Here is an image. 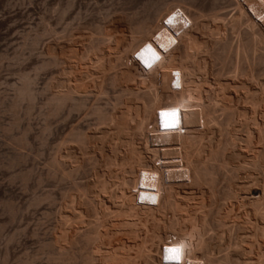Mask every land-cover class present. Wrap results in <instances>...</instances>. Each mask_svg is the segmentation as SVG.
<instances>
[{
    "label": "bare ground",
    "instance_id": "obj_1",
    "mask_svg": "<svg viewBox=\"0 0 264 264\" xmlns=\"http://www.w3.org/2000/svg\"><path fill=\"white\" fill-rule=\"evenodd\" d=\"M214 1L207 14L197 0L160 1L136 18L112 9L99 11L95 19L84 22L85 26L78 22L73 27V64L64 65L59 57L41 61L43 67L60 63L64 65L61 71L73 74L72 86L62 76L66 73L56 76L54 85L60 89L54 88L45 99L44 116H55L65 108L67 112L84 111L90 116L92 124H73L72 141L77 147L91 148L96 153L91 158L94 165L107 170L97 184L89 181L90 188L82 191L73 179V187L78 190L72 198L73 236L69 230H58L55 241L65 245L57 254L61 260L54 257V261L70 264L71 258L81 257L84 264H161L166 255L163 246L164 250L179 249L182 257L180 243H188L196 253L190 255V264H232L233 256L229 253L215 258L203 257L198 251L202 246L212 251L218 242L216 238L204 237L210 229L205 220L208 210L198 209L208 206L218 194L220 177L222 181L227 176V186L221 194L224 199L248 204L264 220V169L259 170L264 166V147L256 146L264 141V87H260L264 83L259 79L264 75V66H260L264 64V54L255 52L257 47H264V0ZM217 4L231 9L216 12ZM49 31L46 28L44 33ZM233 34L240 57L250 60L246 65H234L244 77L238 82L213 77L214 66L228 59ZM155 37L163 39L162 45L170 49L152 53L143 48ZM173 42L176 43L172 46ZM64 44L70 43H58L60 52ZM157 56L165 61L150 70L140 65ZM219 70L215 73L219 74ZM237 87L244 88L246 93L241 107L231 109L229 102L234 98L241 100L232 92ZM50 88L46 85L45 90ZM34 90L33 79L23 78L19 86L15 85L13 107L25 99L33 101ZM183 99L189 101L181 102L189 111L184 132L166 140L157 133L158 110L163 105H178ZM30 103L27 101L32 107L33 102ZM217 110L224 111L223 117L216 114ZM45 129L49 133V124ZM239 156L258 170L256 176L233 179L244 168L235 160ZM53 164L58 166L62 178H74L81 167L76 163L66 168L58 157ZM195 188L199 189L201 199L192 203ZM91 202L95 205L86 208L85 204ZM173 222L184 224L176 232L163 230ZM254 230L264 236V222L257 223ZM72 246L76 253H70ZM260 257L258 263L251 259L246 264H264V254Z\"/></svg>",
    "mask_w": 264,
    "mask_h": 264
},
{
    "label": "rangeland",
    "instance_id": "obj_2",
    "mask_svg": "<svg viewBox=\"0 0 264 264\" xmlns=\"http://www.w3.org/2000/svg\"><path fill=\"white\" fill-rule=\"evenodd\" d=\"M160 1L170 3L176 0H0V264H61L62 261L60 263L54 261L53 258L58 257L64 242L55 241V238L56 233L61 231L60 229L69 230V234L73 236L72 210L75 207L72 199L73 193L84 190L88 187L87 182L89 183V181L90 183L95 182L92 185L97 184L98 180L107 171L102 165L97 164L98 167L94 165V158H91L96 153L91 148L77 147L72 141L73 124L78 123L83 124V126L92 124L93 119L90 116H87L84 111L67 112L66 108V110L59 111V114L57 113L55 116L48 118L44 116L47 109L45 99L56 89L54 85L56 76H60L63 72V74L66 73L64 70L61 71V69H64L65 64H73V27L78 22L81 26H85L84 22L95 19L99 11L103 13L108 9L122 13L127 17L136 18L140 16L138 14L145 13ZM214 2V0L213 2L212 0H197L198 6L203 8L205 14L211 11ZM219 4L216 6V12L231 9V7H222ZM74 16L80 18L76 19ZM259 18L257 17V19ZM46 28H50V31L44 33ZM234 37L236 35L233 34L231 40L233 45L231 46L230 43L227 61L220 60L219 64L217 63L213 68V77L215 78L224 79L225 77L235 82L244 79L243 75L237 72L234 65L238 63L246 65L248 59L246 61L241 58V54L237 51L238 41ZM61 42L70 44H64L67 48L64 47L60 52L57 45ZM258 51L264 54V47L260 50L257 47L255 52L259 53ZM54 57H59L58 60L62 59L61 63L64 65L51 63V65L42 66L44 60L47 62L50 59L53 60ZM260 66L263 67L264 64ZM218 70L220 73L216 74L215 71ZM66 75L62 76H65L68 80L70 79L71 81L67 80L66 83L72 86L73 77L71 75L73 74H68V77ZM25 77L33 79L35 97L33 101L28 99L19 101L13 107L15 85L19 86ZM259 79L262 80L260 83H264V75H261ZM247 81L250 82V79ZM46 85L51 86L50 90H45ZM260 87L262 88L264 85L262 84ZM232 92L235 97H240L241 100L234 98L229 102L231 105L228 106L231 109H238L243 103L246 90L237 87L233 88ZM26 100L28 103L33 102V105L30 103L32 107L27 105ZM180 102L188 104L189 101L183 99ZM221 102L224 103L219 101L220 104H222ZM26 106L32 109L30 110ZM217 111L216 114L223 117L224 111ZM44 124H49V133L45 131L46 125ZM23 138L26 140L24 141ZM263 142L256 143V146L264 147ZM236 147L239 148L240 146L237 145ZM18 154L19 158L17 157ZM54 156L58 157V160L63 162L66 168H70L76 163L79 166L80 163L81 167L79 166V169L81 172L78 173V169L74 178L73 175L62 178L58 166L53 164ZM77 157L78 160H76ZM242 159V156L235 159L242 163L244 167L235 174L236 177L233 178L236 179L235 181H239L237 179L242 180L249 174H253V176L258 174V170L253 169L251 165H247ZM94 166L95 170L98 171V175L95 173ZM245 166H249V168H245ZM263 169L264 166L259 170L262 171ZM226 177H222L224 178L222 181L221 177L219 178L220 183H217L218 194L211 198L208 206L204 208H200L199 205L196 206L199 207L198 211L200 209L201 212L208 210V212L206 211L207 219L205 218V220L209 223L208 225L206 222L207 228L209 226L210 229L206 228L208 234H204V237H213L216 238L214 240L218 241L216 243L218 248L215 247L210 251L202 246L198 251L203 257L210 255V257L215 258H222L229 253L233 256L232 260L235 264H246L251 259L254 263H258L261 253L264 254V236L258 234L254 228L257 223L261 224L264 220L259 217L260 215H256L253 208L251 209L248 204H241L238 199H233L231 203V199L226 200L222 197L221 194L227 186ZM73 179L81 189L78 188L77 190L73 187ZM114 187L116 185H112V188ZM196 189H194L195 193L193 195L195 201L191 200L192 203L201 199V195L198 194L199 189ZM94 205L95 202H91L90 205L85 204L86 208ZM182 224L184 223L173 222L171 227L166 226V228L163 225L162 227L166 232H173L174 230L176 232ZM217 233H220V235ZM173 238L175 239L176 236H173ZM185 246L189 247L190 255H196L191 245L189 246L187 243ZM248 247L252 249L249 250ZM70 248H72L70 253L73 254V246ZM76 252L74 250V253ZM254 257L258 259L256 260ZM80 258H74L76 261L71 258L70 264H84L82 258ZM56 260L61 259L57 258ZM73 260L74 262H72Z\"/></svg>",
    "mask_w": 264,
    "mask_h": 264
},
{
    "label": "built area",
    "instance_id": "obj_3",
    "mask_svg": "<svg viewBox=\"0 0 264 264\" xmlns=\"http://www.w3.org/2000/svg\"><path fill=\"white\" fill-rule=\"evenodd\" d=\"M165 246H163V251L167 252L164 250ZM168 249V248H167ZM181 256L179 259L174 260L171 258H167L166 255L161 258V264H190V258L187 257L186 252L182 251Z\"/></svg>",
    "mask_w": 264,
    "mask_h": 264
},
{
    "label": "snow or ice",
    "instance_id": "obj_4",
    "mask_svg": "<svg viewBox=\"0 0 264 264\" xmlns=\"http://www.w3.org/2000/svg\"><path fill=\"white\" fill-rule=\"evenodd\" d=\"M167 252H170V253H178L179 252V249H176V248H170V249H166ZM171 259H179L178 255H174V256H171L169 257Z\"/></svg>",
    "mask_w": 264,
    "mask_h": 264
},
{
    "label": "clouds",
    "instance_id": "obj_5",
    "mask_svg": "<svg viewBox=\"0 0 264 264\" xmlns=\"http://www.w3.org/2000/svg\"><path fill=\"white\" fill-rule=\"evenodd\" d=\"M180 247L182 251L186 252V246L183 243H180Z\"/></svg>",
    "mask_w": 264,
    "mask_h": 264
}]
</instances>
